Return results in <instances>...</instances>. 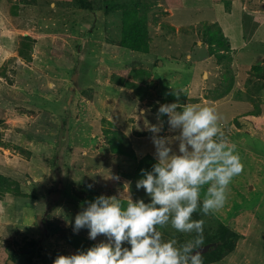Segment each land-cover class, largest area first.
I'll list each match as a JSON object with an SVG mask.
<instances>
[{
	"label": "rangeland",
	"instance_id": "374dc122",
	"mask_svg": "<svg viewBox=\"0 0 264 264\" xmlns=\"http://www.w3.org/2000/svg\"><path fill=\"white\" fill-rule=\"evenodd\" d=\"M147 1L151 8L154 0ZM156 2L148 12L151 45L144 53L119 44L120 11L91 12L75 0H0V175L14 188L0 196V264L81 251L69 238L89 242V230L74 233L75 216L101 194L149 202L136 188L141 177L125 173H135L143 156H154L147 129L158 124V109L172 92L187 94L178 98L181 105L217 110L244 165L225 206L207 215L239 234L235 249L203 264H264V122L255 127L244 116L257 103L264 118V72L251 71L264 64V0H232L230 11L224 0ZM212 22L232 32L230 59L219 62L195 45L201 44V27ZM26 35L33 42L24 58L18 47ZM225 76L234 77L230 91L209 97L226 89ZM167 119L160 117L159 135L175 137ZM105 130H119L137 160L113 152ZM172 147L178 151V142ZM162 232L179 244L190 239L170 226ZM20 250L25 255L16 262L11 252Z\"/></svg>",
	"mask_w": 264,
	"mask_h": 264
},
{
	"label": "clouds",
	"instance_id": "9594fccd",
	"mask_svg": "<svg viewBox=\"0 0 264 264\" xmlns=\"http://www.w3.org/2000/svg\"><path fill=\"white\" fill-rule=\"evenodd\" d=\"M165 115L169 130L178 132L175 137L159 135L164 123L160 117ZM157 120L147 129L153 134L156 163L151 170L141 169L136 181L149 202L130 196L125 204L104 194L87 201L75 216L73 232L86 228L89 239L104 236L106 241L86 251L58 255L53 264H203L204 221L193 215L222 209L229 185L244 165L214 107L161 104ZM173 141L178 142V151L173 150ZM168 226L191 238L183 244L175 238L165 240L162 229Z\"/></svg>",
	"mask_w": 264,
	"mask_h": 264
},
{
	"label": "trees",
	"instance_id": "16d2710c",
	"mask_svg": "<svg viewBox=\"0 0 264 264\" xmlns=\"http://www.w3.org/2000/svg\"><path fill=\"white\" fill-rule=\"evenodd\" d=\"M231 1L232 0H224L228 11H230L229 8L231 6ZM75 3L77 6L80 5L79 7L91 12L98 9H103L107 13L112 11H120L122 28L119 44L122 47L128 48L133 51L144 53H148L150 51L151 42L148 26V12L151 11L152 8L157 9V7L154 6V4L157 3L156 0L153 1L154 4L151 8L150 5L152 4V2H149L147 0H75ZM257 23L259 24V22ZM257 23L254 27H256ZM245 24L246 23L243 22V26L241 29V32L244 33H246V29H248L247 27H245ZM198 33L201 34L202 40L200 41L201 44H198L199 42H196L195 45L199 47L204 46V49L207 50H204L205 56H216L219 59V62L222 58L230 59L229 53H231L233 49H236L233 47L234 40L231 37L232 32L231 34L230 31L227 33L219 23L212 22L204 24V26L201 27V30ZM241 40L242 43L245 41L244 38H241ZM32 42L33 41L31 36L26 35L21 37V42L18 47L19 55L21 57L27 58V53L29 52L28 49L30 50L29 47H31ZM251 71H255L258 76H261L260 74L264 72V64H254L251 67ZM135 72L137 73L136 75L140 76L142 78L141 80H143V77H145V75L141 73V70H136ZM262 76H264V74ZM225 79L229 80V77L225 76ZM233 79L234 77L232 76L226 86V89H218L216 90V94L209 97L219 99L226 95L233 86ZM126 84L131 87L134 85V82L130 81ZM71 92L73 95H76L78 92L77 88H74ZM177 94L182 98L187 96L185 92H172L171 97L164 99V103H173L172 101H174L173 99L177 98ZM176 101H178V98ZM181 101L182 99L180 98V100L176 103H181ZM259 107L260 106L256 103L254 110L244 113V116L249 121H251L255 127L262 126L264 122V118L260 117ZM105 131L107 132V134H109V146L113 152H115L117 155L137 160L135 151L131 148V146L129 145V141L125 139V136L119 130ZM154 163H156L155 157L152 154H147L141 159L137 160L134 169L135 173L125 174L129 177H141V169L151 170ZM7 180L8 178L6 176L0 175V196H5L7 193L12 192L14 189L11 186L12 181L8 182ZM16 190L19 191L18 187ZM119 199L125 204L128 200L125 198ZM193 219L204 221V248L202 251L203 263L212 261L218 262L235 249L239 234L231 229L229 225L225 224L220 218H215V215H213L212 218L211 216L204 215L202 212L198 211L193 215ZM185 236L189 235L185 234ZM81 238L82 237L80 236L74 235V239L69 238V242L74 244L75 247L80 248L81 251H86L88 248L96 245V243L91 239H88L89 242H87L82 241L83 238ZM21 250L17 253L14 251L11 252V258L14 261L17 262L20 257H24L25 254L22 253ZM27 259L28 260L25 262V264H53L54 261V259L48 258H40V261L32 260L33 256Z\"/></svg>",
	"mask_w": 264,
	"mask_h": 264
},
{
	"label": "water",
	"instance_id": "95a60500",
	"mask_svg": "<svg viewBox=\"0 0 264 264\" xmlns=\"http://www.w3.org/2000/svg\"><path fill=\"white\" fill-rule=\"evenodd\" d=\"M77 75V74H76ZM75 75V76H76ZM8 264H16L15 262H12V260H9Z\"/></svg>",
	"mask_w": 264,
	"mask_h": 264
},
{
	"label": "crops",
	"instance_id": "0c3cea01",
	"mask_svg": "<svg viewBox=\"0 0 264 264\" xmlns=\"http://www.w3.org/2000/svg\"><path fill=\"white\" fill-rule=\"evenodd\" d=\"M260 24H261V22H259V24H257L256 26L258 27ZM259 28H260V27H259ZM259 28H258V29H259Z\"/></svg>",
	"mask_w": 264,
	"mask_h": 264
}]
</instances>
